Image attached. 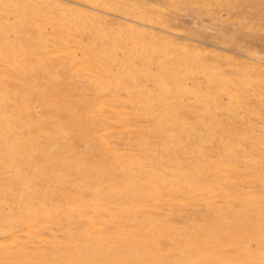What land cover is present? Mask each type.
<instances>
[{
	"label": "rangeland",
	"instance_id": "374dc122",
	"mask_svg": "<svg viewBox=\"0 0 264 264\" xmlns=\"http://www.w3.org/2000/svg\"><path fill=\"white\" fill-rule=\"evenodd\" d=\"M0 264H264V0H0Z\"/></svg>",
	"mask_w": 264,
	"mask_h": 264
}]
</instances>
